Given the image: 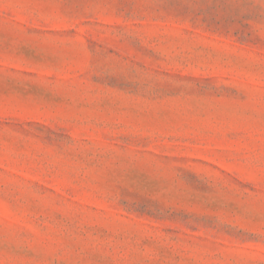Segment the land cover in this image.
I'll return each mask as SVG.
<instances>
[{"label":"rangeland","instance_id":"374dc122","mask_svg":"<svg viewBox=\"0 0 264 264\" xmlns=\"http://www.w3.org/2000/svg\"><path fill=\"white\" fill-rule=\"evenodd\" d=\"M0 264H264V0H0Z\"/></svg>","mask_w":264,"mask_h":264}]
</instances>
